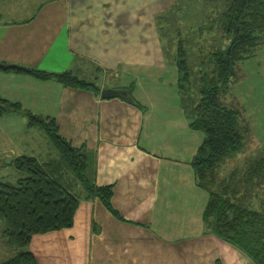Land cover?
<instances>
[{
    "label": "crops",
    "instance_id": "1",
    "mask_svg": "<svg viewBox=\"0 0 264 264\" xmlns=\"http://www.w3.org/2000/svg\"><path fill=\"white\" fill-rule=\"evenodd\" d=\"M174 2H1L0 62L69 71L94 87L0 68V97L54 118L60 136L85 151L89 177L112 191L110 207L80 198L70 226L33 234L28 249L37 264H255L204 220L208 193L192 164L203 133L189 125L177 69L161 47ZM117 89H129L135 103ZM23 111L6 112L21 120ZM22 146H0L1 163L38 158L30 143ZM12 254L2 240L0 261Z\"/></svg>",
    "mask_w": 264,
    "mask_h": 264
},
{
    "label": "trees",
    "instance_id": "2",
    "mask_svg": "<svg viewBox=\"0 0 264 264\" xmlns=\"http://www.w3.org/2000/svg\"><path fill=\"white\" fill-rule=\"evenodd\" d=\"M223 2L219 24L226 45L210 52V75H200L196 98L188 94L191 71L187 51L178 43L173 59L178 72L176 84L181 95L186 96L189 125L203 133L192 164L198 186L208 193L204 208L206 225L220 238L244 250L256 264H264V208L256 209L248 201V193L256 186H264V154L250 162L238 177L231 172L216 182L215 175L220 163L243 145L240 110L224 104L220 91L233 77L235 64L251 56L263 40L264 0ZM4 69L42 79L54 78L63 85L94 87L93 82L69 71L46 72L18 64ZM120 90L121 97L135 103L129 89ZM7 110H24L29 126L42 127L57 153L56 157L42 160L34 155H18L10 161L18 174L16 182L0 181L1 236L14 249V254L0 264H37L28 249L33 234L70 226L80 198L97 196L110 207L112 191L110 185H97L89 177L85 151L60 136L54 118L34 114L19 103L0 97V113Z\"/></svg>",
    "mask_w": 264,
    "mask_h": 264
},
{
    "label": "rangeland",
    "instance_id": "3",
    "mask_svg": "<svg viewBox=\"0 0 264 264\" xmlns=\"http://www.w3.org/2000/svg\"><path fill=\"white\" fill-rule=\"evenodd\" d=\"M4 1L6 0H0V4ZM174 1L175 4L165 10L162 26L164 30L163 35L160 36L163 40L161 47L164 59L172 63L178 43L183 45L187 51L191 71V90L188 94L196 98L200 88V75H210L212 70L209 62L210 52L224 48L226 45V41L221 37L219 24L224 2L223 0ZM178 92L181 107L186 113L187 104L184 98L186 96H182L179 89ZM220 96L224 104L239 108V125L243 128L244 139L241 149L228 155L216 169V182L223 180L231 172L236 174L234 177H238L250 162L264 154V36L262 42L255 46L251 56L235 64L234 75L224 91H220ZM12 117L7 112L0 113V146H15L21 149L23 144L30 143V146L38 152L36 153L38 158L47 159L55 156L53 146L42 127L29 126L24 112H21V120L16 115ZM40 137L46 138L47 146ZM17 177V171L13 166L3 165L0 161V181L15 183ZM248 194V201L252 207L264 208V186H256ZM2 224L0 218V242L4 241L1 236ZM237 248L254 261L244 250ZM214 262V264L217 262L222 264L219 259Z\"/></svg>",
    "mask_w": 264,
    "mask_h": 264
},
{
    "label": "water",
    "instance_id": "4",
    "mask_svg": "<svg viewBox=\"0 0 264 264\" xmlns=\"http://www.w3.org/2000/svg\"><path fill=\"white\" fill-rule=\"evenodd\" d=\"M8 66H9V64H5V63L0 62V68L1 69H4V68H6ZM110 93H113V91L110 90V89H104L102 91V95H111ZM115 93L119 95L121 93V90L117 89V91H115Z\"/></svg>",
    "mask_w": 264,
    "mask_h": 264
}]
</instances>
